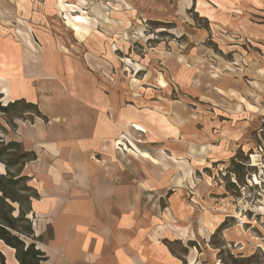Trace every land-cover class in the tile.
Here are the masks:
<instances>
[{"label":"rangeland","instance_id":"obj_1","mask_svg":"<svg viewBox=\"0 0 264 264\" xmlns=\"http://www.w3.org/2000/svg\"><path fill=\"white\" fill-rule=\"evenodd\" d=\"M43 67L53 81H99L146 112L148 138L116 143V176L124 188L146 166L163 178L128 209L146 220L137 227L154 256L264 264V0H0V93ZM17 111L7 119H43Z\"/></svg>","mask_w":264,"mask_h":264},{"label":"crops","instance_id":"obj_2","mask_svg":"<svg viewBox=\"0 0 264 264\" xmlns=\"http://www.w3.org/2000/svg\"><path fill=\"white\" fill-rule=\"evenodd\" d=\"M38 72L36 81L8 83L2 86L8 94L0 95L9 102L34 104L44 117L16 121L14 138L35 155L22 167V175L38 194L30 218L34 236L40 238L36 248L44 253L46 264H170L167 250L154 256L148 249L153 242L142 226L137 227L146 223V216L138 223L128 210L135 205L138 189L142 194L154 186L162 191L163 178H153L146 166L142 182L124 177V188L116 176L121 169L116 143L136 132L148 138L146 112L125 105L115 88L86 81L78 73L59 82L48 78L50 70L44 67ZM122 193L128 202L125 212L119 204ZM0 253L6 264H18L15 251L1 241Z\"/></svg>","mask_w":264,"mask_h":264},{"label":"trees","instance_id":"obj_3","mask_svg":"<svg viewBox=\"0 0 264 264\" xmlns=\"http://www.w3.org/2000/svg\"><path fill=\"white\" fill-rule=\"evenodd\" d=\"M22 104L24 110L29 113L32 110L39 116L36 105L24 100L4 104L0 95V115L4 116L0 120V164L5 168V174H0V241L15 251L18 264H46L44 253L36 248L35 242L40 238L34 236L30 218V215L33 216L31 202L38 194L29 185L28 178L22 175V167L34 160L35 155L15 138H3L8 134L7 129L15 131V122L21 120L19 114L11 116L10 120L7 115L18 112L17 109ZM0 264H6L1 253Z\"/></svg>","mask_w":264,"mask_h":264},{"label":"bare ground","instance_id":"obj_4","mask_svg":"<svg viewBox=\"0 0 264 264\" xmlns=\"http://www.w3.org/2000/svg\"><path fill=\"white\" fill-rule=\"evenodd\" d=\"M174 158V157H173ZM176 159V158H175ZM177 160V159H176ZM180 185V184H179Z\"/></svg>","mask_w":264,"mask_h":264}]
</instances>
